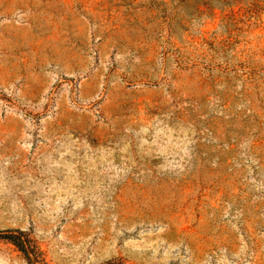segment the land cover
Masks as SVG:
<instances>
[{
    "label": "rangeland",
    "instance_id": "obj_1",
    "mask_svg": "<svg viewBox=\"0 0 264 264\" xmlns=\"http://www.w3.org/2000/svg\"><path fill=\"white\" fill-rule=\"evenodd\" d=\"M9 228L0 264H264V0H0Z\"/></svg>",
    "mask_w": 264,
    "mask_h": 264
},
{
    "label": "trees",
    "instance_id": "obj_2",
    "mask_svg": "<svg viewBox=\"0 0 264 264\" xmlns=\"http://www.w3.org/2000/svg\"><path fill=\"white\" fill-rule=\"evenodd\" d=\"M222 2L223 3L221 4H226L231 1ZM0 239H6L13 243L29 260V256L31 255V248L29 246L28 237L23 230L12 228L0 230Z\"/></svg>",
    "mask_w": 264,
    "mask_h": 264
}]
</instances>
